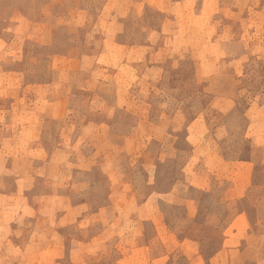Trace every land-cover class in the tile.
I'll list each match as a JSON object with an SVG mask.
<instances>
[{
    "label": "crops",
    "instance_id": "obj_1",
    "mask_svg": "<svg viewBox=\"0 0 264 264\" xmlns=\"http://www.w3.org/2000/svg\"><path fill=\"white\" fill-rule=\"evenodd\" d=\"M38 9L0 32V264L260 262L204 256L201 240L178 229L204 211L205 195L233 205L243 189L231 181L255 164L233 173L218 152L222 127L208 118L236 107L241 76L264 54V0H45ZM206 84L209 106L190 114L189 86L203 100ZM251 144L252 156L264 150ZM183 150L164 186L161 168ZM171 211L184 215L171 221ZM138 230L143 241L129 252L88 248L132 242Z\"/></svg>",
    "mask_w": 264,
    "mask_h": 264
},
{
    "label": "rangeland",
    "instance_id": "obj_2",
    "mask_svg": "<svg viewBox=\"0 0 264 264\" xmlns=\"http://www.w3.org/2000/svg\"><path fill=\"white\" fill-rule=\"evenodd\" d=\"M43 2L45 0H0V32L9 24L11 16L18 17L17 20H20L22 12L36 15L38 7ZM16 22L14 20L11 23ZM259 57L261 58H255V60L253 58V62L250 63L252 69H248V74L241 76L245 88H243L242 97L236 102V107L230 113L226 110L220 115L215 114L208 118L210 127L218 124L222 127L217 135L221 140L218 152L229 162L228 165L232 166L233 173H238V171L242 173L244 164L241 161L254 158L255 164L249 169L251 173L249 177L239 175L237 179L233 178L234 181H231V184H237L243 189L242 196L228 207L222 203L221 197L215 200L214 206H212V198L205 195L202 202L204 211L199 212L195 219L186 218L185 215V227L181 226L178 229V231H182V235L189 233L188 235L192 234L201 240L200 252L204 256H210L217 252L222 255L226 250L229 253H226L225 256H244V259L260 256V262L253 261L249 264H264V150L253 156L251 153V143L254 139L261 142V145L264 143V131L259 125L264 117V108L262 110L258 108L259 105H264V54H260ZM207 85H205L203 100L200 97L197 100L193 91L195 86H189L188 99L184 101V104L190 114L196 113L202 107L206 110L209 106L212 93L207 90ZM252 105L253 110H250ZM257 109L259 110L256 112ZM191 118L192 116L189 119ZM212 137L217 139L212 131H209L206 139H212ZM142 151V156L146 161L150 156L149 152L147 154V150L143 149ZM153 151L158 157L166 154L164 149ZM170 154L172 155L171 161L161 168V173L164 174L162 183L164 186L169 183L168 179L178 176L180 165L184 158L188 157L190 150H183L182 154L172 152ZM217 188L219 192H222L224 186ZM93 194L92 200L95 201L97 199L95 192ZM165 214L171 221H175L177 217L182 218L184 215L182 212L175 211L168 212V214L165 212ZM120 237H124L123 231ZM142 241L143 232L138 230L132 242L127 240L120 246H115L110 242L107 246H102L99 245V241L92 240V244L88 248L94 256H102L103 252L114 253L117 249L129 252L131 251L129 248L137 249L138 244H141ZM120 250L118 251L120 252ZM238 264H242L241 259L238 260ZM243 264H248V261H244Z\"/></svg>",
    "mask_w": 264,
    "mask_h": 264
}]
</instances>
